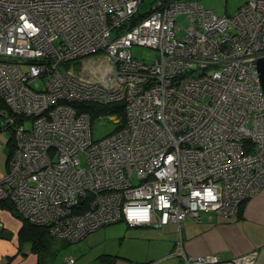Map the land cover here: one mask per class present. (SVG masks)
Instances as JSON below:
<instances>
[{"label": "built area", "instance_id": "2783aa9c", "mask_svg": "<svg viewBox=\"0 0 264 264\" xmlns=\"http://www.w3.org/2000/svg\"><path fill=\"white\" fill-rule=\"evenodd\" d=\"M145 1L0 0V96L15 137L0 205L70 243L122 221L181 233L187 219L237 215L264 189V0L232 15L199 0H153L143 12ZM134 46L156 51L154 63ZM97 55L109 68L93 75L84 62ZM120 102L124 127L95 141L77 105ZM258 255L190 256L181 240L171 253L180 264Z\"/></svg>", "mask_w": 264, "mask_h": 264}, {"label": "crops", "instance_id": "0c3cea01", "mask_svg": "<svg viewBox=\"0 0 264 264\" xmlns=\"http://www.w3.org/2000/svg\"><path fill=\"white\" fill-rule=\"evenodd\" d=\"M8 133H0V177L9 168ZM3 205L0 264H66L68 257L75 264H180L179 257L171 256L180 240L190 256L216 255L230 260L256 250V264H264V189L245 202L237 215L210 214L199 223L187 219L181 233L176 224L130 227L122 221L102 227L77 242L81 244L64 257L62 250L71 243L55 238L47 251L37 253L30 241L20 239L23 221Z\"/></svg>", "mask_w": 264, "mask_h": 264}, {"label": "trees", "instance_id": "16d2710c", "mask_svg": "<svg viewBox=\"0 0 264 264\" xmlns=\"http://www.w3.org/2000/svg\"><path fill=\"white\" fill-rule=\"evenodd\" d=\"M143 17L144 16L142 14L136 15L133 18L132 22L130 23V27L135 25ZM77 106L81 112H88L91 115L92 123L94 120H99L100 117L110 118L112 116V117H116V119L119 120V123H116L117 127L115 131H119L125 125L126 110H125L124 102L100 104V105L94 104V103H88V104H81ZM11 115L12 113L6 101L0 96V117H1L0 118V133H2L5 130L10 133V138L8 140L9 157L13 153L14 147H15V137H14L13 129L7 128L8 126L6 124L7 117H10ZM2 204H5L3 206H6L13 213L14 216H16L17 218L23 221V228L21 229L20 239L22 241H30L33 245L34 251H36L37 253H40L41 251H47L48 248L50 247V243H52L53 240H55L56 238L49 233L48 228L43 227V226H35L29 223L28 221H26L25 219H23L18 214V212L16 211L12 203L5 202ZM243 204L241 205L240 209L242 208ZM63 241L68 244L70 243L66 240H63Z\"/></svg>", "mask_w": 264, "mask_h": 264}, {"label": "rangeland", "instance_id": "374dc122", "mask_svg": "<svg viewBox=\"0 0 264 264\" xmlns=\"http://www.w3.org/2000/svg\"><path fill=\"white\" fill-rule=\"evenodd\" d=\"M153 0H146L142 6L141 10L143 12H147L150 9L151 2ZM201 4L206 8L215 11L217 14L221 15H232L237 12V10L246 2V0H199ZM182 24L184 26H188V23L185 21V18L182 16ZM132 54L134 58L138 59L139 61H142L146 64H152L154 63V60L158 53L152 49L146 48V47H139L134 46L132 49ZM86 65H88L87 69L89 71L94 72L93 75H97L100 72H104L109 68V63L106 62V58L104 55H97L90 57L85 60L84 62ZM72 64H63L62 67L69 68ZM84 65V64H83ZM82 65V66H83ZM80 65H75V71L79 70ZM32 88L35 90H43L44 83L43 81H36L32 85ZM114 121H112V120ZM110 118H102L100 120H94L92 123V133L93 138L95 141H99L103 139L104 137L111 134L113 131H115L117 127V120L113 119L111 116ZM2 133H5L4 131ZM9 134V133H8ZM81 243H71L66 247V249L62 250V257L68 255L71 250H74L75 247ZM77 255H80L81 252H77ZM68 257L67 259H69ZM76 258V257H75Z\"/></svg>", "mask_w": 264, "mask_h": 264}, {"label": "water", "instance_id": "95a60500", "mask_svg": "<svg viewBox=\"0 0 264 264\" xmlns=\"http://www.w3.org/2000/svg\"><path fill=\"white\" fill-rule=\"evenodd\" d=\"M257 69H258V72H259V77H260L262 89H263V92H264V58H260L257 61Z\"/></svg>", "mask_w": 264, "mask_h": 264}]
</instances>
